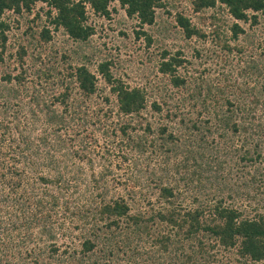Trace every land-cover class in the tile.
Instances as JSON below:
<instances>
[{
	"label": "trees",
	"instance_id": "16d2710c",
	"mask_svg": "<svg viewBox=\"0 0 264 264\" xmlns=\"http://www.w3.org/2000/svg\"><path fill=\"white\" fill-rule=\"evenodd\" d=\"M173 1L0 0V53L12 30L4 15L19 24L37 4L24 34L43 44L51 31L85 44L94 34L90 16L110 18L115 5L139 28L154 25L158 10H172L185 39L210 36L214 53L220 47L239 57L237 73L252 81L235 86V99L232 86L203 78L205 69L189 74L180 50L163 51L157 70L169 97L148 104L146 90L116 79L106 59L95 72L87 64L36 69L45 101L25 84L20 46L12 94L28 97L31 124L0 112V264H264V48L229 44L245 34L239 23H258L264 0ZM211 9L231 19L228 37L220 19L205 15ZM135 34L150 45L144 31ZM148 107L156 122L144 116ZM181 188L191 190L190 204Z\"/></svg>",
	"mask_w": 264,
	"mask_h": 264
},
{
	"label": "rangeland",
	"instance_id": "374dc122",
	"mask_svg": "<svg viewBox=\"0 0 264 264\" xmlns=\"http://www.w3.org/2000/svg\"><path fill=\"white\" fill-rule=\"evenodd\" d=\"M187 2V0H174L173 4L179 7H186ZM41 7V4H37L33 8L34 11L29 18H19V24L13 21L17 20V18L12 13L9 12L4 15V18L6 17V20L10 23L12 30L6 33L5 48L3 53H0V112L7 110L10 115H13L14 113H11L15 112L24 123H29L30 121L29 109L28 106H25L24 102L28 100V97L25 95V100H20L12 94L14 89L17 88L14 78L21 72L22 68L20 66L21 60L17 54L20 46L25 50V55L22 58L23 68L27 70V73H25V84L29 85L30 92L33 91L30 89L32 83L34 84L32 88H35V90L39 88L42 92L41 96L45 101L48 100V90L46 92L41 90L38 83L44 84V81L37 78L36 69L40 68L44 70L48 67V64H87L90 70L95 72L97 64L106 59L113 62L112 68L116 79L123 81L128 86H137L146 90L148 104L154 99L159 100V94L169 97L170 87L167 80L163 79L157 70V65L161 60L163 51L175 54L177 50H180L184 54L183 57L192 64L189 67V74L197 77L205 69L206 71L202 74L203 78H207L212 85L232 86L231 92H228V94L235 99L239 98L236 93V87L244 88L246 85L247 87L252 85V81L249 82L250 79L248 77L241 78L239 73H237L241 66L240 58L234 59V56L227 55L226 51L221 50L220 47L216 48V53H214L212 48L213 42H211L210 36L206 40L193 38L188 41L185 39L183 34L178 31V27H175L173 11L169 7L167 9L172 12L171 15L158 10L156 23L152 26L141 28L136 25L137 22L134 19L127 18L125 11L117 7V5H115L116 12L111 13L110 18L90 16L88 25L93 27L94 34L85 44L73 42L60 32L54 31H51L52 42L47 44L40 42L38 37L35 38L24 34L27 20H30ZM204 13L206 16L215 15L216 18L220 19V30L227 34V37L229 36L228 27L231 19L226 16L225 12L211 9L206 10ZM188 15L190 16V13ZM41 19L44 21V16ZM191 22L198 23V19L191 16ZM239 24L245 30V34L239 35L235 41H230V45H234L235 42L241 43L242 41L252 40V45L256 47L260 45L264 48V15L258 14V23L256 25H250L249 23ZM29 26H31L33 31L36 29L35 24L30 23ZM202 27L206 32L211 29L204 25ZM40 29L41 27L38 28V30ZM136 31H144L151 39L150 45L147 46L146 36H136ZM245 35H248L246 39ZM1 49L0 47V51ZM201 49L211 51L203 53ZM196 50L200 51L202 55L197 56L195 54ZM255 54L257 53L254 51L252 54L253 58L256 57ZM62 56L67 58V60L63 61ZM225 58L226 61H222ZM8 75L11 77L10 81L4 79ZM101 85H99V88H101ZM171 95L174 99H178L179 95L175 91H171ZM184 109L186 110L187 108ZM196 110H198V107H196ZM150 111V107H148L144 116L156 122L157 115L149 113ZM36 126L39 128L40 125ZM93 170L95 172L99 170L98 163L95 162ZM141 179L143 180L144 177H141ZM230 183V187H232L233 182L231 181ZM181 186L182 183L180 184ZM181 191L184 192L186 205L190 204L192 197L191 190H183L181 188ZM246 202L248 201H243V206ZM226 203H229V201ZM238 203L241 204V202ZM247 211H249L248 208Z\"/></svg>",
	"mask_w": 264,
	"mask_h": 264
}]
</instances>
